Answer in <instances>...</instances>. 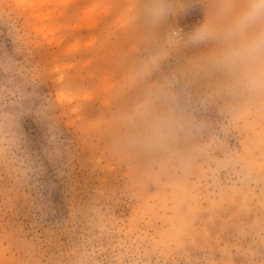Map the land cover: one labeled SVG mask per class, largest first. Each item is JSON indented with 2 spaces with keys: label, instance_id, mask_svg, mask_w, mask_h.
Wrapping results in <instances>:
<instances>
[{
  "label": "rangeland",
  "instance_id": "374dc122",
  "mask_svg": "<svg viewBox=\"0 0 264 264\" xmlns=\"http://www.w3.org/2000/svg\"><path fill=\"white\" fill-rule=\"evenodd\" d=\"M149 2L0 0V264H264V103L187 42L217 0ZM152 93L199 130L153 147Z\"/></svg>",
  "mask_w": 264,
  "mask_h": 264
},
{
  "label": "clouds",
  "instance_id": "9594fccd",
  "mask_svg": "<svg viewBox=\"0 0 264 264\" xmlns=\"http://www.w3.org/2000/svg\"><path fill=\"white\" fill-rule=\"evenodd\" d=\"M168 11L160 0H150L146 19L154 23ZM187 42L215 45L205 61L209 71L224 77L220 87L223 97L264 103V0H217L214 14L192 30ZM157 102L162 105L159 111L153 109ZM135 116L153 147H167L178 136L199 130L174 93H152Z\"/></svg>",
  "mask_w": 264,
  "mask_h": 264
}]
</instances>
